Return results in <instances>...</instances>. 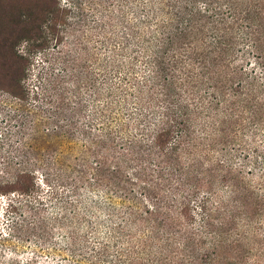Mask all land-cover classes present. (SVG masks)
Returning a JSON list of instances; mask_svg holds the SVG:
<instances>
[{
	"label": "rangeland",
	"instance_id": "rangeland-1",
	"mask_svg": "<svg viewBox=\"0 0 264 264\" xmlns=\"http://www.w3.org/2000/svg\"><path fill=\"white\" fill-rule=\"evenodd\" d=\"M148 4L0 0V264H189L180 246L143 247L137 237L154 224L144 213L153 200L132 179L141 161L129 145L147 144L161 108L174 105L151 67L157 28ZM168 73L174 103L186 102L189 73ZM244 145L229 149L231 165L262 197L264 133ZM104 162L120 166L119 176L97 181ZM143 168L154 181L155 166ZM254 211L258 228L237 218L227 232L254 240L255 264H264V218ZM193 215L197 222L201 213Z\"/></svg>",
	"mask_w": 264,
	"mask_h": 264
},
{
	"label": "trees",
	"instance_id": "trees-1",
	"mask_svg": "<svg viewBox=\"0 0 264 264\" xmlns=\"http://www.w3.org/2000/svg\"><path fill=\"white\" fill-rule=\"evenodd\" d=\"M158 5L163 8L156 11ZM147 6L157 28L151 33L155 66L149 62L163 82L162 95L174 105L161 108L159 128L147 144H128L141 161L132 179L153 200L144 213L154 224L137 237L143 247L180 246L181 261L189 264H255L260 252L254 254V240L227 231L237 218L258 228L260 222H251L248 212L253 208L255 220L264 218V196L233 168L229 149L246 148V137L264 133V0H149ZM168 53H174L172 69ZM171 70L189 73L183 91L187 103H174ZM149 165L155 166L154 181L143 168ZM98 166L97 181L121 171L106 162ZM195 210L201 213L197 222ZM136 242L133 237L126 245ZM257 243L264 250V234Z\"/></svg>",
	"mask_w": 264,
	"mask_h": 264
}]
</instances>
